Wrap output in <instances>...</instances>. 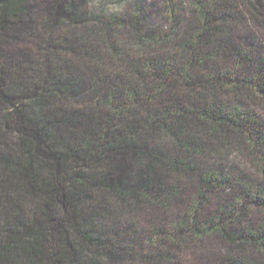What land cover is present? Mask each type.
Listing matches in <instances>:
<instances>
[{"label": "trees", "instance_id": "obj_1", "mask_svg": "<svg viewBox=\"0 0 264 264\" xmlns=\"http://www.w3.org/2000/svg\"><path fill=\"white\" fill-rule=\"evenodd\" d=\"M165 1L0 0V264H264V0Z\"/></svg>", "mask_w": 264, "mask_h": 264}, {"label": "rangeland", "instance_id": "obj_2", "mask_svg": "<svg viewBox=\"0 0 264 264\" xmlns=\"http://www.w3.org/2000/svg\"><path fill=\"white\" fill-rule=\"evenodd\" d=\"M39 9L45 8L50 0H39ZM80 3V10L83 12H88L91 16L95 15L105 21H114L115 19L123 20H132L134 16L139 17L141 20L139 30L141 32H147V30L155 31H164L169 23V12L166 7L165 0H75ZM83 9V10H82ZM192 13V11H189ZM184 16H187L184 13ZM129 31V30H128ZM127 33V32H126ZM126 33L121 32V35L126 36ZM225 165L229 169H233L234 172L239 174L246 173L248 167L242 164V159L237 156H229L224 160ZM214 164V162H211ZM244 176V174H243ZM233 195L232 192L224 194L223 197L231 198ZM254 214L259 217L264 218V206L258 208L257 206L253 207ZM220 248L217 245H207L206 248L200 250V261L206 262L205 260H210L211 263L217 260L219 256ZM181 259V258H180ZM182 260V259H181ZM201 263V262H198Z\"/></svg>", "mask_w": 264, "mask_h": 264}]
</instances>
